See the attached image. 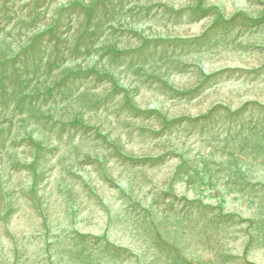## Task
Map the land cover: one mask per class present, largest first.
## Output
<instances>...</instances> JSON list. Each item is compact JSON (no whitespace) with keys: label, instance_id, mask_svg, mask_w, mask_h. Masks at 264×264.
<instances>
[{"label":"rangeland","instance_id":"rangeland-1","mask_svg":"<svg viewBox=\"0 0 264 264\" xmlns=\"http://www.w3.org/2000/svg\"><path fill=\"white\" fill-rule=\"evenodd\" d=\"M0 264H264V0H0Z\"/></svg>","mask_w":264,"mask_h":264}]
</instances>
